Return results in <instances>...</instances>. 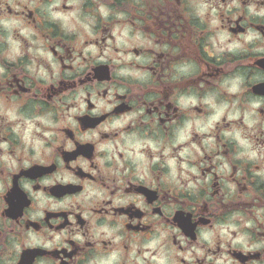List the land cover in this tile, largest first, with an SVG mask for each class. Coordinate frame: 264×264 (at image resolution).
I'll return each instance as SVG.
<instances>
[{
	"label": "flooded vegetation",
	"instance_id": "flooded-vegetation-1",
	"mask_svg": "<svg viewBox=\"0 0 264 264\" xmlns=\"http://www.w3.org/2000/svg\"><path fill=\"white\" fill-rule=\"evenodd\" d=\"M0 264H264V0H0Z\"/></svg>",
	"mask_w": 264,
	"mask_h": 264
}]
</instances>
